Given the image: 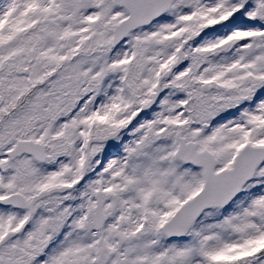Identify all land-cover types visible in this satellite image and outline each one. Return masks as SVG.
Segmentation results:
<instances>
[{"label":"snow or ice","instance_id":"6c2138e0","mask_svg":"<svg viewBox=\"0 0 264 264\" xmlns=\"http://www.w3.org/2000/svg\"><path fill=\"white\" fill-rule=\"evenodd\" d=\"M0 264H264V0H0Z\"/></svg>","mask_w":264,"mask_h":264}]
</instances>
